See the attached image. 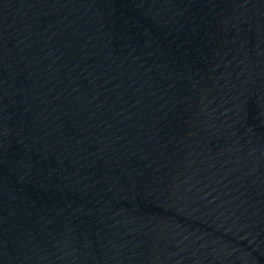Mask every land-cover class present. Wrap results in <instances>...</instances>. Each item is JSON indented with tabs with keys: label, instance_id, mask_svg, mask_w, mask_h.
Returning <instances> with one entry per match:
<instances>
[{
	"label": "water",
	"instance_id": "obj_1",
	"mask_svg": "<svg viewBox=\"0 0 264 264\" xmlns=\"http://www.w3.org/2000/svg\"><path fill=\"white\" fill-rule=\"evenodd\" d=\"M0 264H264V0H0Z\"/></svg>",
	"mask_w": 264,
	"mask_h": 264
}]
</instances>
